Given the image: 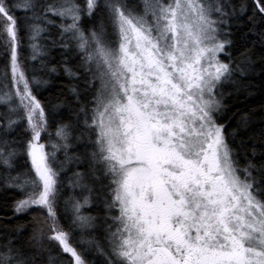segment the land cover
<instances>
[{
	"label": "snow or ice",
	"instance_id": "snow-or-ice-1",
	"mask_svg": "<svg viewBox=\"0 0 264 264\" xmlns=\"http://www.w3.org/2000/svg\"><path fill=\"white\" fill-rule=\"evenodd\" d=\"M0 54V264H264V116L230 107L264 0H0Z\"/></svg>",
	"mask_w": 264,
	"mask_h": 264
},
{
	"label": "trees",
	"instance_id": "trees-1",
	"mask_svg": "<svg viewBox=\"0 0 264 264\" xmlns=\"http://www.w3.org/2000/svg\"><path fill=\"white\" fill-rule=\"evenodd\" d=\"M19 14V13H18ZM23 55H29L30 50L27 48V40L24 41ZM22 55V58H23ZM259 56V50H257V57ZM49 59H52L49 57ZM56 61L60 60L59 55L55 57ZM28 74L31 75L34 71L37 76H41L44 79L49 80L47 86H44L40 89V97L43 100H54L55 97L60 96L62 92L67 91L69 79L66 75L51 73L47 74L42 73L40 71L41 64L37 61H32L31 59L26 60ZM5 66L4 57L0 54V73H2L3 68ZM259 72V69L257 70ZM62 73V70H60ZM238 99H233L231 101V109L233 114L232 123L235 124L236 120L239 119L241 114L252 113L256 118V124L259 125L260 119L264 116V76L256 74L252 76L246 85V90H242L238 94ZM4 111L2 105H0V112ZM21 170H23L24 166V158H20ZM71 167L69 166V170L66 173L62 174L64 179V194L65 198L79 196L80 190L75 189V191L69 187L68 178L72 176ZM13 192L14 190L9 189L7 196L4 195V191L0 189V212L4 209L5 200L8 201V211L9 215H11L10 206L13 202ZM16 196H19V193H16ZM82 211L87 214H95L93 210L88 208L82 209ZM30 217L24 216L19 218V223H26ZM75 243V241H74Z\"/></svg>",
	"mask_w": 264,
	"mask_h": 264
}]
</instances>
